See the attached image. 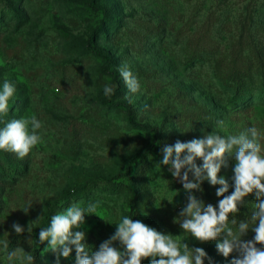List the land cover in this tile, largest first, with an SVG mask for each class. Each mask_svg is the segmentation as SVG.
Returning <instances> with one entry per match:
<instances>
[{"label": "rangeland", "instance_id": "obj_1", "mask_svg": "<svg viewBox=\"0 0 264 264\" xmlns=\"http://www.w3.org/2000/svg\"><path fill=\"white\" fill-rule=\"evenodd\" d=\"M125 64L140 82L135 94L120 76ZM6 80L16 94L0 128L34 114L44 141L23 159L0 151V241L9 239L10 250L57 264L39 241L48 206L45 227L71 203H96L77 229L90 252L133 206L134 220L203 247L219 264L238 255L225 258L216 241L201 243L180 228L187 194L158 163L177 139L252 126L264 133V0H0V89ZM105 84L115 85L111 98ZM226 159L218 175L231 184L233 158ZM201 187L195 195L215 205L219 186L204 180ZM254 204L247 197L237 219L250 220ZM13 223L25 231L17 235ZM74 257L73 250L59 264ZM0 264H7L2 252Z\"/></svg>", "mask_w": 264, "mask_h": 264}, {"label": "clouds", "instance_id": "obj_2", "mask_svg": "<svg viewBox=\"0 0 264 264\" xmlns=\"http://www.w3.org/2000/svg\"><path fill=\"white\" fill-rule=\"evenodd\" d=\"M119 73L130 93L140 91L138 78L126 64L119 68ZM15 94V86L6 80L0 89V117L8 115L10 101ZM103 94L111 98L115 94V85L105 84ZM127 98L131 103V97ZM217 126L223 128L224 121H218ZM41 128L42 122L34 114L7 121L0 128V151L25 158L33 148L44 143L38 131ZM262 140L264 133L252 126L237 135L222 136L211 132L202 138L184 142L177 139L174 144L166 145L161 150L162 159L158 165L168 166L172 177L179 180L187 194L186 203L178 215L183 217L179 221L180 228L201 243L216 241L217 252L225 258L237 253L230 264H264ZM226 156L233 158L231 184L224 175H218L222 167H228ZM197 160L202 163L198 165ZM204 180L212 186H219L215 189V196L219 198L215 205L206 204L195 195V192H202ZM249 196L255 201L250 220L237 219L241 206ZM168 201L172 202L173 198ZM30 207L31 204L22 210L27 213ZM96 212V203H89L86 208L71 203L62 212L52 215L47 227H41L39 241L47 242L46 252L51 251L56 255L57 264L60 257L70 258L73 250L74 264H142L144 260H149L150 264H204L205 259L209 258L203 247L190 248L171 234L139 219L134 220L129 215L122 216L115 224L114 234L90 252L86 248L85 231L77 229L85 224V213ZM230 223L235 228L230 227ZM12 228L17 235L25 231L18 223H13ZM249 230L254 233L252 238L242 239ZM27 231L31 233L32 230ZM117 241L118 246H114L113 242ZM0 252L4 254L7 264H35V256L30 251L19 246L10 250L9 239L0 241Z\"/></svg>", "mask_w": 264, "mask_h": 264}, {"label": "trees", "instance_id": "obj_3", "mask_svg": "<svg viewBox=\"0 0 264 264\" xmlns=\"http://www.w3.org/2000/svg\"><path fill=\"white\" fill-rule=\"evenodd\" d=\"M99 53V52H97ZM101 55H103V57H105V63L104 65H107L110 62V57L107 54L101 53ZM157 134V133H156ZM74 191V190H73ZM76 192L78 190H75ZM72 195V191H69L66 193V197H69ZM133 205V204H132ZM51 211V206H48L47 210H46V214L45 217L43 219V221L41 222V226L45 227L47 225L48 219H49V213ZM128 215L131 216V218L133 219V206L130 207V211L128 212ZM41 230L40 228L38 229V231ZM208 257L210 256V252L207 251ZM33 255L35 256V264H39V259L36 256V252H33ZM210 258V259H209ZM209 258H206L205 260H207V264H219L218 262L221 260L219 257L217 256H210ZM143 264V263H142Z\"/></svg>", "mask_w": 264, "mask_h": 264}]
</instances>
